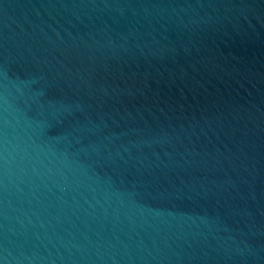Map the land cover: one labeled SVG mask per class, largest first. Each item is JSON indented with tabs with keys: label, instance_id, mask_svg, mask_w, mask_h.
I'll return each instance as SVG.
<instances>
[{
	"label": "water",
	"instance_id": "water-1",
	"mask_svg": "<svg viewBox=\"0 0 264 264\" xmlns=\"http://www.w3.org/2000/svg\"><path fill=\"white\" fill-rule=\"evenodd\" d=\"M0 264H264V0H0Z\"/></svg>",
	"mask_w": 264,
	"mask_h": 264
}]
</instances>
